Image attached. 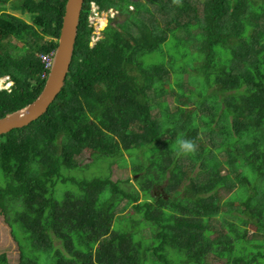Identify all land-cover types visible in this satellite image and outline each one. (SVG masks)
<instances>
[{
  "label": "trees",
  "instance_id": "1",
  "mask_svg": "<svg viewBox=\"0 0 264 264\" xmlns=\"http://www.w3.org/2000/svg\"><path fill=\"white\" fill-rule=\"evenodd\" d=\"M199 1L84 0L64 87L0 135L18 264H264V0ZM65 3L0 0V78L13 82L0 118L41 92ZM92 4L124 19L91 46ZM177 136L197 151L178 157Z\"/></svg>",
  "mask_w": 264,
  "mask_h": 264
},
{
  "label": "water",
  "instance_id": "2",
  "mask_svg": "<svg viewBox=\"0 0 264 264\" xmlns=\"http://www.w3.org/2000/svg\"><path fill=\"white\" fill-rule=\"evenodd\" d=\"M83 4L84 0H66L52 66L43 88L33 102L0 118V135L23 128L37 120L47 112L64 87L72 62Z\"/></svg>",
  "mask_w": 264,
  "mask_h": 264
},
{
  "label": "rangeland",
  "instance_id": "3",
  "mask_svg": "<svg viewBox=\"0 0 264 264\" xmlns=\"http://www.w3.org/2000/svg\"><path fill=\"white\" fill-rule=\"evenodd\" d=\"M134 1H137V0H134ZM139 1L142 2V3H146L147 2V0H139ZM202 1H204V0H200L196 4L198 6L197 9L200 12H201V9H202V6H201V4L203 3ZM147 4L149 5L148 8L152 11V13H154L156 15V19L154 20L155 21L154 22V26L158 25V26L161 27V25H159L158 23L162 22L163 17L158 12V6L156 4H154V5L149 4V3H147ZM95 10L96 9L93 7L91 12H90L89 18H88L89 24L92 25L93 28H94V36L91 38V44L92 45L99 38H101L102 31L106 27L109 18H116V12L113 11L114 9H112L110 11H107V12H98V13H96ZM130 10H132V8ZM18 14H20V13H18ZM139 14H140V16L143 15V13H139ZM195 15L197 16V14H195ZM24 16L27 17L26 15H24ZM144 18L146 19L147 17L145 16ZM122 19H124V17L120 16V17L116 18V21L120 22ZM102 21H103V23H102ZM26 22L29 23V21H27V20H26ZM9 43L10 44H17L18 46H21L19 41L16 40V39H10ZM190 78H191L190 82L194 81L195 83H196V80L198 79L196 77V75L190 76ZM184 82L187 83V77L186 76H184ZM11 86H12V83L9 80H6L5 83L2 84V87L4 89H8ZM164 99L171 104V102H172V98L171 97H166ZM175 105H176L175 103H172L171 104L172 108H174ZM89 156H90V152L89 151H85L83 153V156L80 159V162L81 163L89 162L91 160ZM127 176H129L130 182L135 185V183L133 182L135 177L133 175H129V174L126 175L125 173L118 172L116 170V168H114V170L112 171V179L113 180H115V179H123L124 177H127ZM116 212H119V211L117 210ZM123 214L133 215V216L138 217L137 214H135L134 211L131 208H127L126 211ZM125 221L129 223L130 220H129V218H126ZM128 223H127V226H128ZM119 225H121V224H119ZM119 225H117L115 228H120ZM140 227L144 229V227L142 225ZM128 228L129 229H125V230L126 231H131V227H128ZM248 229L250 230V232H255L256 231V226L255 225H249ZM137 231L139 232V228H138ZM145 236H147L146 233H145ZM135 238H138V235L135 236ZM1 255H5L6 264H18L19 251H18L17 244L15 243L13 237L10 235L9 226L4 222L3 215L0 214V256ZM209 256L213 257L212 255H209ZM215 260H216L215 258H212V259H210V262H214ZM153 262H151L150 264H156V263H153ZM3 264H5V263H3ZM40 264H51V262H40Z\"/></svg>",
  "mask_w": 264,
  "mask_h": 264
},
{
  "label": "clouds",
  "instance_id": "4",
  "mask_svg": "<svg viewBox=\"0 0 264 264\" xmlns=\"http://www.w3.org/2000/svg\"><path fill=\"white\" fill-rule=\"evenodd\" d=\"M132 1H134V0H132ZM173 3L179 6L181 4V0H173ZM130 8H132V7H130ZM97 12H98V10H97ZM2 78H4V77H2ZM8 80L11 82L10 78ZM3 83H5V81ZM11 83L13 86V82H11ZM12 86L10 87V89L12 88ZM1 90H3V89H1ZM5 90H8V89H5ZM173 150L176 152V155L178 157L182 156V155H190V154H194L197 151V144L192 139H188V138L183 137V136H177L175 144L173 145Z\"/></svg>",
  "mask_w": 264,
  "mask_h": 264
},
{
  "label": "built area",
  "instance_id": "5",
  "mask_svg": "<svg viewBox=\"0 0 264 264\" xmlns=\"http://www.w3.org/2000/svg\"><path fill=\"white\" fill-rule=\"evenodd\" d=\"M93 7L96 9L95 12L98 13V12H97V7H96L94 4H92L91 10H92ZM53 54H54V53H50V54H46V55H42V56H41V61H42V63L44 64V68L46 69V70H45L46 73H42V74H41V78H43V79H46V78H47L48 72H49V70H50V68H51V66H52V62H53ZM3 79H4V80H3ZM8 79H9V78H8L7 76H5L4 78H1V79H0V90H1V89H4V88L2 87V84H3L4 81H6V80H8ZM8 90H10V88H8Z\"/></svg>",
  "mask_w": 264,
  "mask_h": 264
}]
</instances>
